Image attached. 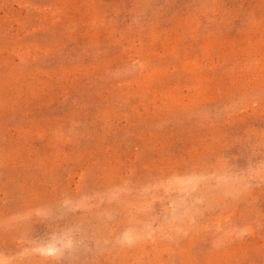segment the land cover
Returning <instances> with one entry per match:
<instances>
[{"label":"rangeland","instance_id":"1","mask_svg":"<svg viewBox=\"0 0 264 264\" xmlns=\"http://www.w3.org/2000/svg\"><path fill=\"white\" fill-rule=\"evenodd\" d=\"M0 264H264V0H0Z\"/></svg>","mask_w":264,"mask_h":264}]
</instances>
